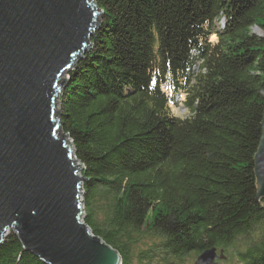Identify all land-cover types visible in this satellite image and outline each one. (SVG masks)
I'll list each match as a JSON object with an SVG mask.
<instances>
[{"label":"trees","instance_id":"16d2710c","mask_svg":"<svg viewBox=\"0 0 264 264\" xmlns=\"http://www.w3.org/2000/svg\"><path fill=\"white\" fill-rule=\"evenodd\" d=\"M96 3L103 15L93 47L59 98L83 165L84 222L122 264H172L213 247L228 264H264L254 171L264 0ZM173 102L185 112L174 113ZM0 264L45 263L10 231Z\"/></svg>","mask_w":264,"mask_h":264},{"label":"water","instance_id":"95a60500","mask_svg":"<svg viewBox=\"0 0 264 264\" xmlns=\"http://www.w3.org/2000/svg\"><path fill=\"white\" fill-rule=\"evenodd\" d=\"M101 14L95 0H0V243L14 231L45 264H122L80 219L83 165L55 111ZM254 171L264 196V112ZM218 258L208 248L194 264Z\"/></svg>","mask_w":264,"mask_h":264},{"label":"rangeland","instance_id":"374dc122","mask_svg":"<svg viewBox=\"0 0 264 264\" xmlns=\"http://www.w3.org/2000/svg\"><path fill=\"white\" fill-rule=\"evenodd\" d=\"M95 2H96V0H95ZM97 4V3H96ZM101 10V12L103 11L102 9H100ZM99 20H100V23L102 22V14L99 16ZM93 39H94V37L92 38V44H93ZM75 69V68H74ZM68 73V72H67ZM67 73L66 74H64L63 76H62V79L63 78H66L68 75H67ZM61 95V94H60ZM60 95H59V98H60ZM59 98H58V100L56 101L57 102V104H56V108H55V111L57 112H59L60 113V101H59ZM171 110L174 112V113H176V114H181V113H184L185 111L183 110V108H179V107H171ZM57 112V113H58ZM59 118H60V121H62L61 120V114H59ZM60 126H61V128H60V130H59V132H58V135L61 137L62 136V133L64 132L63 131V129H62V123L60 122ZM67 139L69 140H71V138L69 137V135L67 134ZM71 142H72V140H71ZM71 147H72V149H74V147H73V143H71ZM75 151V150H74ZM74 155H75V152H74ZM75 157H76V155H75ZM82 192H83V190H82ZM81 198H82V200H83V193H82V195H81ZM84 216H85V212H84V207H83V211H82V213H81V215H80V219H81V221H83L84 222ZM90 232L92 233V231H91V229H90ZM93 234V233H92ZM93 236H95L94 234H93ZM237 241H238V243L240 244V246H243L244 245V242H245V244H247V242L244 240L243 241V238H238L237 239ZM142 246V245H141ZM142 248H143V246H142ZM221 250H223V249H220V248H216V251H217V253H219L220 254V257H224V258H218V259H216V261H217V264H228V258L225 256V253L223 252V251H221ZM197 256H198V254L197 253H194V252H192L190 255H188V256H185L184 258H182V259H180V260H174V261H176V263H172V264H194L195 263V260L197 259ZM145 262L146 263H148V264H165V262L163 261V260H161V259H159L158 260V258L156 259V260H152V261H150V262H147L146 260H145ZM134 264H138V260L135 258L134 259Z\"/></svg>","mask_w":264,"mask_h":264},{"label":"clouds","instance_id":"9594fccd","mask_svg":"<svg viewBox=\"0 0 264 264\" xmlns=\"http://www.w3.org/2000/svg\"><path fill=\"white\" fill-rule=\"evenodd\" d=\"M216 26H217V29L218 30H222L223 29V27H224V21H223V19H221L219 22H217L216 23ZM259 33H261V32H259ZM179 96H182V95H179ZM181 98V97H180ZM183 98V97H182ZM174 104L172 105V107H179V108H181V106H180V104L179 103H177V102H173ZM184 110V109H183Z\"/></svg>","mask_w":264,"mask_h":264},{"label":"bare ground","instance_id":"6f19581e","mask_svg":"<svg viewBox=\"0 0 264 264\" xmlns=\"http://www.w3.org/2000/svg\"><path fill=\"white\" fill-rule=\"evenodd\" d=\"M78 62H79V61H78ZM78 62H77V63H78ZM76 65H77V64H76ZM68 73H69V72H68ZM68 73H67V75H68ZM67 78H68V76H67ZM68 82H69V81H68ZM68 82L65 83V86H66V84H67ZM65 86H64V87H65ZM63 89H64V88H63ZM74 152H75V151H74ZM74 158H75V165H76V164H79L80 162L76 159L75 155H74ZM80 164H81V163H80ZM81 166H82V165H81ZM82 171H83V168L79 171V174H80V175H81V172H82ZM82 176H83V175H82Z\"/></svg>","mask_w":264,"mask_h":264}]
</instances>
